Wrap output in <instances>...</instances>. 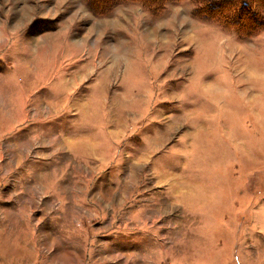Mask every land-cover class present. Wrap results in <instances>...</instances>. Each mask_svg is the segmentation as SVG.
<instances>
[{
  "label": "rangeland",
  "instance_id": "1",
  "mask_svg": "<svg viewBox=\"0 0 264 264\" xmlns=\"http://www.w3.org/2000/svg\"><path fill=\"white\" fill-rule=\"evenodd\" d=\"M195 4L0 0V264H264V29Z\"/></svg>",
  "mask_w": 264,
  "mask_h": 264
},
{
  "label": "trees",
  "instance_id": "2",
  "mask_svg": "<svg viewBox=\"0 0 264 264\" xmlns=\"http://www.w3.org/2000/svg\"><path fill=\"white\" fill-rule=\"evenodd\" d=\"M115 0H88L97 14H107ZM137 1L154 15L164 10L168 1L176 0H129ZM193 13L214 19L238 35H251L264 29V0H195Z\"/></svg>",
  "mask_w": 264,
  "mask_h": 264
}]
</instances>
